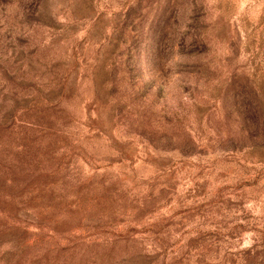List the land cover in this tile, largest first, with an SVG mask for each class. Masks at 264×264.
Here are the masks:
<instances>
[{
  "label": "rangeland",
  "instance_id": "1",
  "mask_svg": "<svg viewBox=\"0 0 264 264\" xmlns=\"http://www.w3.org/2000/svg\"><path fill=\"white\" fill-rule=\"evenodd\" d=\"M0 264H264V0H0Z\"/></svg>",
  "mask_w": 264,
  "mask_h": 264
}]
</instances>
